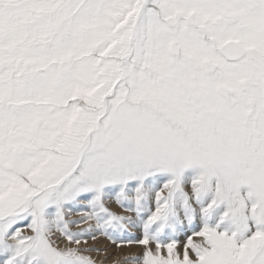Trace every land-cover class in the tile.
Listing matches in <instances>:
<instances>
[{
	"label": "snow or ice",
	"instance_id": "snow-or-ice-1",
	"mask_svg": "<svg viewBox=\"0 0 264 264\" xmlns=\"http://www.w3.org/2000/svg\"><path fill=\"white\" fill-rule=\"evenodd\" d=\"M100 237L264 264V0H0V264Z\"/></svg>",
	"mask_w": 264,
	"mask_h": 264
},
{
	"label": "rangeland",
	"instance_id": "rangeland-1",
	"mask_svg": "<svg viewBox=\"0 0 264 264\" xmlns=\"http://www.w3.org/2000/svg\"><path fill=\"white\" fill-rule=\"evenodd\" d=\"M84 227H86V225H84ZM73 230H76L75 228ZM139 233H137L138 235ZM90 244H95V246L100 247V248H105L108 250L109 252V258L106 261V264H111V261L113 259V257L115 256H122L124 254H127L128 252H136V251H140L139 248L133 246L132 248H128L125 247L123 249V252H120L119 250L116 249V247L114 245L111 244L110 241H108L106 238L104 237H100L97 241L93 242V241H89ZM93 255H96L95 253H93Z\"/></svg>",
	"mask_w": 264,
	"mask_h": 264
}]
</instances>
